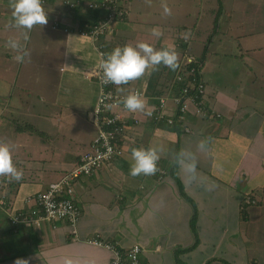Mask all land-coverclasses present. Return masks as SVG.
I'll list each match as a JSON object with an SVG mask.
<instances>
[{
    "label": "crops",
    "instance_id": "obj_1",
    "mask_svg": "<svg viewBox=\"0 0 264 264\" xmlns=\"http://www.w3.org/2000/svg\"><path fill=\"white\" fill-rule=\"evenodd\" d=\"M65 1L79 4L69 8ZM89 1L43 0L48 23L32 29L26 47L41 60L54 55L64 81L88 82L94 89L78 90L73 104L62 107L56 94L49 105L45 102L44 112L31 103L27 108L0 106V117L12 116L9 124L0 118V140L14 146L13 161L24 173L18 182L0 177V264H14L17 258L28 264H108L112 251L88 243L94 236L117 242L123 251L140 245L144 264H264V0H216L214 6L211 0H151V6L145 0H121L126 16L112 24V35L101 38L107 53L145 41L157 49L175 48L179 68L182 51H189L199 58L207 112L196 114L188 102L184 119L173 125L129 112L140 121L128 119L119 141L122 154L75 182L70 195L79 208L75 224L61 219L11 225L9 215L28 212L33 204L26 197L59 180L95 136H90L91 112L98 85L88 77L98 63L95 43L76 27L65 30L102 17L101 10L88 8ZM165 3L171 15L164 14ZM12 12L11 0H0V29L13 35L2 39L3 49L13 53L6 55L10 60L16 52L7 41L25 43L23 30L11 26ZM153 28L163 35L153 37ZM197 39L205 40L203 52L195 48ZM47 41L52 49L46 48ZM178 68L160 65L120 90L138 87L149 109L160 95L178 93L173 84ZM26 69L19 62L15 75L29 86L35 74ZM167 102L165 116H176L171 98ZM21 118L30 129L16 130ZM86 120L92 124L88 129ZM201 141L207 146H199ZM149 146L162 150L157 167L163 173L132 176V150ZM182 154L195 157L194 175L180 162ZM247 194L254 203L244 202Z\"/></svg>",
    "mask_w": 264,
    "mask_h": 264
},
{
    "label": "built area",
    "instance_id": "obj_2",
    "mask_svg": "<svg viewBox=\"0 0 264 264\" xmlns=\"http://www.w3.org/2000/svg\"><path fill=\"white\" fill-rule=\"evenodd\" d=\"M70 7H74L73 1H65ZM88 8H98L106 10V17L97 20L93 24L85 23L80 35L91 39L95 43L94 48L98 55V63L91 69L88 77L93 78L98 85V95L94 108L91 112V121L96 130V135L92 139L89 148L80 156L75 165L66 172L59 180L49 183L43 190H39L26 197L27 203H32L33 207L28 212L20 211L10 214V223L15 226L21 223H29L33 226H39L46 221L49 224L56 220H65L68 223L75 224L79 215V208L70 198L75 182L81 176L91 175L93 171L100 168L105 162L122 154L123 148L119 144L124 135V129L130 118L133 123L139 122V118L126 110L121 103L122 98L130 92L139 91L135 87L133 90L125 92L120 90L121 85L117 86L111 83H103V71L101 60L107 54V50L101 43V38L111 35L113 32L112 23L114 19L126 16V10L121 4V0H91L87 3ZM57 26L55 21L53 28ZM65 30H68L65 28ZM184 61L178 68L173 84L178 85V93L173 97L160 95L157 102L151 108H146L144 115L155 122L165 121L173 125L184 119L188 111V102L195 107L196 114H205L207 108L203 103L205 94L204 82L200 79V62L192 55L183 54ZM182 60V55H181ZM129 85V84H127ZM171 98L176 116L166 117L167 100ZM150 112L151 115L147 113ZM132 113V112H131ZM188 131L187 127L183 128ZM245 203H254L249 194L244 197ZM88 243L102 246L112 251V258L108 264H144L140 258L142 248L138 244L132 245L127 251L114 242L105 241L99 236L87 239Z\"/></svg>",
    "mask_w": 264,
    "mask_h": 264
},
{
    "label": "clouds",
    "instance_id": "obj_3",
    "mask_svg": "<svg viewBox=\"0 0 264 264\" xmlns=\"http://www.w3.org/2000/svg\"><path fill=\"white\" fill-rule=\"evenodd\" d=\"M145 2L151 6V0H145ZM11 7L13 9L11 26L23 30L21 37L25 43H21L18 39H10L7 41V47L16 52L14 60L24 62L30 55L26 47V42L30 38L29 33L37 25L45 26L48 23V16L43 0H11ZM163 8L165 15H171V9L166 3L163 4ZM151 35L158 39L163 33L158 28H153ZM178 62L179 53L172 47L157 49L145 41L134 45L128 43L124 46H117L110 53L105 54L101 60L103 83L117 86L127 85L151 71L158 70L160 65L175 71L179 66ZM121 103L129 112H144L148 107L147 99L139 91L128 93L122 98ZM147 114L151 115L150 112ZM207 143V141H201L199 146L206 147ZM13 147L10 142L0 140V177L9 178V182H18L22 180L24 173L13 161ZM161 151L159 147L154 146L133 149L130 174L132 176L154 175L158 171L157 164ZM180 162L189 172L195 174L194 156L184 157L182 154ZM14 264H28V260L17 258ZM66 264H72V261L68 260Z\"/></svg>",
    "mask_w": 264,
    "mask_h": 264
},
{
    "label": "rangeland",
    "instance_id": "obj_4",
    "mask_svg": "<svg viewBox=\"0 0 264 264\" xmlns=\"http://www.w3.org/2000/svg\"><path fill=\"white\" fill-rule=\"evenodd\" d=\"M209 1L210 0H204V2H209ZM211 1L214 6L216 0H211ZM73 3H75L74 7H76V5L79 4L76 1ZM185 6L188 7L187 5ZM68 7L73 8L70 6ZM216 14H217V11L213 13V17ZM69 26L71 25H68L67 27ZM57 29L58 28L54 30H57ZM32 33L33 34H32L31 39H34L33 35L35 36L36 33L34 31ZM186 34L188 35V32H186ZM4 36H13V35L12 33H5L3 29H0V44H1L0 45V71H3L2 74L0 75V106H4V108L5 107L12 108L14 105H17V107L22 108V106L24 105V108H27L28 105H30L31 103L32 105H34L35 110L37 107L38 108L41 107L43 108V112H44L45 110H47L45 102L49 105L47 100H51L56 94L59 95L58 104L62 107L63 104H68V103L73 104L74 95L78 92V90L84 89L85 91L90 92L94 89L93 85L89 84L88 82L81 83L78 81H72L69 83V82L64 81V72H62V70L61 71L59 70L60 63L58 60H56L57 58L54 55H52L51 57H48L51 53L44 56L45 60H41L38 55L35 56L33 53H30L29 51L28 52L30 55L28 58H26V60L23 63H25V68H27L26 69L27 71H30V69L34 71L35 77H32V82L28 84L29 86L24 85L23 83H21L20 79H17L15 75V73L17 72V66L19 62H17L13 58L12 60L8 59L9 56H6V55L7 54L13 55V53L9 51H5L3 49L4 42L2 41V39ZM195 37L196 36H193V38ZM42 38L44 42L46 40V37L42 36ZM39 42L41 43V41ZM47 42L48 43L45 45L46 48L52 49L51 42L50 41H47ZM204 43H205V40L197 39L195 42V45L197 47L195 48L203 52ZM183 54L192 55L199 61L198 57H196L194 54L190 53L189 51L183 50L182 51V62L185 60L183 57ZM7 65H10L11 69H9V72L6 73L5 67ZM92 94H94V92H92ZM29 112H31V110H29ZM0 118L2 120H5V122L9 124L8 119L12 118V116L11 114L5 113ZM35 121H36L35 119H33V121L31 120L32 124H34ZM89 123L90 121L88 122V120L84 122V126L87 127V129L89 128ZM17 124L18 126L16 125L17 126L16 130L21 131V132L25 128L27 130L30 129L29 126H32V125H29L28 122H26L25 118H21ZM12 129H14V127H12ZM94 129L95 128L92 127V130L90 131V136L93 133L96 135L95 133L96 130ZM39 138L42 140L46 139L42 136H39ZM33 139H36L37 141H39V139L35 136H33ZM18 225H15V227H18ZM110 242H114L119 246V244L115 241H110Z\"/></svg>",
    "mask_w": 264,
    "mask_h": 264
},
{
    "label": "trees",
    "instance_id": "obj_5",
    "mask_svg": "<svg viewBox=\"0 0 264 264\" xmlns=\"http://www.w3.org/2000/svg\"><path fill=\"white\" fill-rule=\"evenodd\" d=\"M95 9H98V8H95ZM99 10H101L103 13H102V17H100L99 19H96V20H91V21H86V20H84V21H82V22H80V23H78L77 25H71V26H69V27H65V28H67L69 31H72L73 30V27H76V28H74V31L75 32H77L78 34L80 33V31L81 30H83V29H86L85 27H84V24L85 23H88V24H93V23H95L97 20H101L103 17H106V10H104V9H99ZM124 18V16L123 17H120V18H118V19H114L113 20V23L115 22V21H118V20H121V19H123ZM112 23V24H113ZM114 31V30H113ZM113 33V32H112ZM112 33H111V35H112ZM215 34H217L216 32H214V33H212V37H214V35ZM210 39V38H209ZM101 41V40H100ZM199 59V58H198ZM90 146V145H89ZM80 158V157H79ZM106 163V162H105ZM158 168V167H157ZM160 172L161 173H163V171H161L160 169H158V171L155 173V174H157V175H159L160 174ZM77 181V180H76Z\"/></svg>",
    "mask_w": 264,
    "mask_h": 264
}]
</instances>
